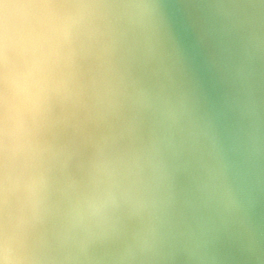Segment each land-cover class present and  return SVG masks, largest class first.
I'll return each instance as SVG.
<instances>
[{"label":"water","instance_id":"obj_1","mask_svg":"<svg viewBox=\"0 0 264 264\" xmlns=\"http://www.w3.org/2000/svg\"><path fill=\"white\" fill-rule=\"evenodd\" d=\"M0 264H264V0H0Z\"/></svg>","mask_w":264,"mask_h":264}]
</instances>
